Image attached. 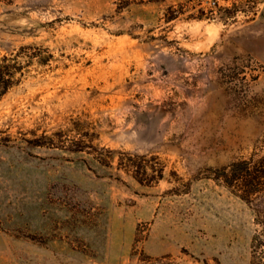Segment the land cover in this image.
Returning <instances> with one entry per match:
<instances>
[{"label":"rangeland","instance_id":"1","mask_svg":"<svg viewBox=\"0 0 264 264\" xmlns=\"http://www.w3.org/2000/svg\"><path fill=\"white\" fill-rule=\"evenodd\" d=\"M21 47L0 264H249L254 213L211 171L264 139V0H15L0 60ZM127 156L162 178L138 182Z\"/></svg>","mask_w":264,"mask_h":264},{"label":"trees","instance_id":"2","mask_svg":"<svg viewBox=\"0 0 264 264\" xmlns=\"http://www.w3.org/2000/svg\"><path fill=\"white\" fill-rule=\"evenodd\" d=\"M14 1L0 0V5H11ZM156 1L159 0H118V7L120 9L131 4ZM24 49L27 48L21 47L20 52L4 56L0 60V99L23 76L25 66L18 60ZM47 144L54 146L51 141ZM78 144L76 143L75 151H81L83 148ZM33 145L43 146L45 144L34 141ZM119 161V166L127 171H132L133 177L140 183L150 185L159 181L163 176L162 169H156L153 165L147 164V160L143 156H127L125 160L122 158ZM102 165L105 164L102 163ZM211 172L214 180L220 182L252 209L255 229L250 240L249 264H264V139L248 157H240Z\"/></svg>","mask_w":264,"mask_h":264},{"label":"built area","instance_id":"3","mask_svg":"<svg viewBox=\"0 0 264 264\" xmlns=\"http://www.w3.org/2000/svg\"><path fill=\"white\" fill-rule=\"evenodd\" d=\"M209 1H211V2H213V3H214V0H209Z\"/></svg>","mask_w":264,"mask_h":264}]
</instances>
